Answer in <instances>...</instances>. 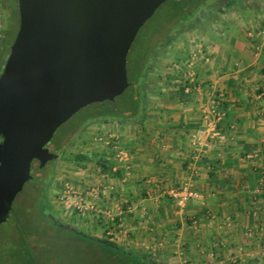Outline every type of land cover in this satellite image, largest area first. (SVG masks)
<instances>
[{
  "label": "crops",
  "instance_id": "0c3cea01",
  "mask_svg": "<svg viewBox=\"0 0 264 264\" xmlns=\"http://www.w3.org/2000/svg\"><path fill=\"white\" fill-rule=\"evenodd\" d=\"M244 39L234 30L223 43L210 41L207 70L197 71L201 92L181 100L175 92L157 95L133 128H92L116 135L131 168L128 174L123 168L119 175L100 173L85 188L76 187L87 199L86 234L120 247L141 246L157 264H264V48ZM208 86L217 97L225 95L218 98L225 114L219 137L207 131L197 136L205 127ZM97 184L99 194L86 195ZM181 184L200 194L183 212L165 194Z\"/></svg>",
  "mask_w": 264,
  "mask_h": 264
},
{
  "label": "water",
  "instance_id": "95a60500",
  "mask_svg": "<svg viewBox=\"0 0 264 264\" xmlns=\"http://www.w3.org/2000/svg\"><path fill=\"white\" fill-rule=\"evenodd\" d=\"M16 1L18 29L0 73V225L33 180L32 162L57 159L46 148L55 131L126 90L130 46L168 0Z\"/></svg>",
  "mask_w": 264,
  "mask_h": 264
},
{
  "label": "rangeland",
  "instance_id": "374dc122",
  "mask_svg": "<svg viewBox=\"0 0 264 264\" xmlns=\"http://www.w3.org/2000/svg\"><path fill=\"white\" fill-rule=\"evenodd\" d=\"M210 1L206 2L210 3ZM166 8L164 5L157 9L153 15V21L146 22L139 30L127 59L132 58L133 62L137 60ZM2 12L8 16L7 11ZM234 30L244 35L245 45L263 49L264 0H233V4L221 12L211 13L207 8L204 9L189 31L178 35L172 43L159 50L153 62L152 77L154 78L152 79H160L157 83L162 90H169V92L176 90L174 82L185 78V63L191 54H195L196 90L201 92L202 84L199 82L197 71L207 70L204 62L209 55L205 48L208 49L211 42L213 44L218 40L221 42L228 40L229 33ZM10 31L12 35L13 33L15 35L16 28L12 27ZM161 39L157 33L153 39L154 44L158 46ZM177 58L179 59L177 62H180V65L183 64L181 71L178 69L180 65L175 68L168 66ZM4 63L0 65V73ZM207 88L204 94L209 90L213 91L212 88L209 89V86ZM156 96V94L148 95V107L152 106L153 98ZM88 111L89 107L79 110L55 131L49 145L54 147L53 152L57 159L48 162L44 168L31 170L32 176L36 177L37 181L26 183L15 197L10 218L0 225V264H139V261L131 256L101 246L95 241L80 238L70 230L56 228L48 210L45 209V205L51 206L61 222L78 228L84 234L88 233L87 223L90 217L87 218L86 213L81 214L73 210L71 206L69 207L73 202L70 198L65 204L59 197L64 182L68 181L74 188H85L100 173L93 161L80 166L73 161L72 157L75 154L84 153L89 157L96 154L112 158L113 144L121 147L123 144L118 139H114L113 144L109 143V137L105 134H95L92 128H133L135 126L119 122L109 126L107 122H100L81 132L79 129L83 127H75V124L86 116ZM44 195L46 201L43 200ZM98 218L94 216L93 221L101 225ZM17 220L21 222L20 225L17 224ZM97 234L102 235L99 232ZM121 247L134 254L140 252L138 254L144 255L141 253V246L122 244ZM144 258L150 259L148 256Z\"/></svg>",
  "mask_w": 264,
  "mask_h": 264
},
{
  "label": "trees",
  "instance_id": "16d2710c",
  "mask_svg": "<svg viewBox=\"0 0 264 264\" xmlns=\"http://www.w3.org/2000/svg\"><path fill=\"white\" fill-rule=\"evenodd\" d=\"M206 1L208 0H168L165 3H163L159 8L165 5L167 7L166 11L165 13H163V17L161 16L158 23H156L157 25L155 24L148 42L141 50L140 56L137 58L135 62L132 61V58L128 57L127 59L126 57V73H127V80L129 83L126 90L120 96L114 98V100L111 102L104 101L101 103H94L86 106L89 107V111L87 112L86 116L81 118L78 121V123L75 124V127H83L80 128L79 130L81 132H84V130L90 127L91 125L100 122L103 123V122L111 121V122H119L128 125L141 124L146 117V111L148 109L147 106L148 95L149 94L164 95L165 92L166 93L169 92V90L161 89L162 87L159 86V84L157 83V81L160 80L159 78L152 79L154 78L152 77L153 62L156 60L159 54V50L164 49L167 45L172 43L178 35H181L184 32L189 31L192 28L193 23H195L198 20V17L201 15L204 9L207 8V10L211 13L219 12V11L221 12L224 8H229L233 4V0H211L210 3ZM0 9H1L0 65H2L4 63L6 56L9 53V47L15 37L14 33L13 35L11 34L12 31H10V29L12 30V27L16 28V31H14L15 34L18 29L17 1L0 0ZM4 10L7 11L8 16H6V14L4 15V13L2 12ZM153 19L154 16H152L147 22L150 23L151 21H153ZM157 33H159V35L162 38L158 46L157 44H154V40H153L154 36ZM134 42L135 39L133 43ZM133 43L131 44V46L133 45ZM186 53L188 55V52ZM178 60L179 59L177 58L175 62L174 61L171 62L168 66L170 68L177 67L178 65L181 64L180 62H177ZM182 68H183V64L180 65L178 69L181 71ZM174 83H175L174 87L176 88V90L175 89L170 90V92L171 93L175 92V94L178 97V100H181L184 96H186L184 89L189 86V83L186 79L179 80V82L175 81ZM222 96L224 99L225 96L224 93ZM214 98H217V96L215 95ZM222 102L223 100L219 102V105H223ZM222 111L224 112L223 108ZM224 119L225 117H223L222 120ZM85 126L86 128H84ZM72 159L77 165L80 166H84L87 162L93 161L98 167L99 173H107V174H115V175L120 174V171L117 170L115 172L112 171V167L115 166L114 161L113 163L109 164V161L105 156L94 154L92 157H89L84 153H78L75 154L72 157ZM35 168H39L38 164L37 163L31 164V170ZM33 181H37L36 177H33V180L29 182L31 183ZM43 200L46 201L45 195L43 196ZM78 232L81 231H76V232L72 231V233L75 234L76 236L90 240L89 234H86L87 236L83 237L79 235ZM95 242L98 243L97 241ZM106 243H109L110 245L116 248L103 245L100 243L98 244L116 250L121 254L131 256L136 261H139L138 262L139 264H157L155 261L151 259H147V258L144 259L143 257L142 258L138 257L136 254L124 250L120 246H117L113 243L110 242H106Z\"/></svg>",
  "mask_w": 264,
  "mask_h": 264
},
{
  "label": "built area",
  "instance_id": "2783aa9c",
  "mask_svg": "<svg viewBox=\"0 0 264 264\" xmlns=\"http://www.w3.org/2000/svg\"><path fill=\"white\" fill-rule=\"evenodd\" d=\"M185 78L189 86L184 89V92L186 94L190 93L193 89H196L197 82L195 78V54H191L189 58L187 59L185 63ZM199 83V82H198ZM215 92L213 91H207L205 93L206 96V103L204 107L201 109V115L202 119L205 122L204 129L199 130L197 133V136L205 135L204 133L210 132L212 137H219L220 133L217 131V125L218 123L223 119L224 112L218 108L219 105V99L222 97L221 95H218L217 98L215 97ZM113 136H109V140L111 144H113ZM113 158L114 161L117 163V165L112 167V171L115 172L118 168H123L125 173L128 174L130 172L131 168V156L127 149L117 146L113 144ZM63 189L61 190L60 194V201L62 203H65L68 201V198H70L73 202L69 205L71 206L73 210H76V212L83 213V211L86 209L83 204L87 201L86 197L80 195V193L77 192L76 188L73 187L71 183L64 182ZM101 189V185L97 184L96 187L91 188L88 190L86 195L89 196H97L99 194V191ZM165 194L173 201V204L177 208L179 212H183L184 208L189 200H194L200 198V194L196 191L192 190L187 184H181L180 186L170 189L165 192ZM68 203V202H67ZM91 207V206H90ZM68 208V206H67Z\"/></svg>",
  "mask_w": 264,
  "mask_h": 264
},
{
  "label": "flooded vegetation",
  "instance_id": "af4514ba",
  "mask_svg": "<svg viewBox=\"0 0 264 264\" xmlns=\"http://www.w3.org/2000/svg\"><path fill=\"white\" fill-rule=\"evenodd\" d=\"M46 148L49 150V152H51V153H53V154H55V152H53V148H52V146L50 147L49 146V143L46 145ZM56 155V154H55ZM33 163H37L36 161H33L32 162V164ZM38 164V163H37ZM44 168V167H43ZM45 209L46 210H48V213H49V215H50V219L52 220V223H53V225L56 227V228H58V229H62V230H68V229H75L76 231H81V230H79L78 228H75L74 226H71V225H67V224H65V223H63V222H61L60 220H59V217H58V215L54 212V210L51 208V206H49V205H45ZM9 218H10V215H9ZM20 221H18L17 222V224H19L20 225ZM43 223H45V222H43ZM72 232V231H71ZM82 232V231H81ZM84 233V232H83ZM86 234V233H85ZM90 237V236H89Z\"/></svg>",
  "mask_w": 264,
  "mask_h": 264
}]
</instances>
